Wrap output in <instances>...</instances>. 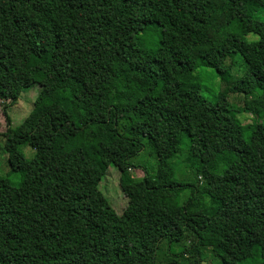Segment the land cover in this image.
<instances>
[{
	"label": "trees",
	"instance_id": "trees-1",
	"mask_svg": "<svg viewBox=\"0 0 264 264\" xmlns=\"http://www.w3.org/2000/svg\"><path fill=\"white\" fill-rule=\"evenodd\" d=\"M34 85L7 117L0 264H264V0H0V101Z\"/></svg>",
	"mask_w": 264,
	"mask_h": 264
},
{
	"label": "rangeland",
	"instance_id": "rangeland-1",
	"mask_svg": "<svg viewBox=\"0 0 264 264\" xmlns=\"http://www.w3.org/2000/svg\"><path fill=\"white\" fill-rule=\"evenodd\" d=\"M252 37L250 36L249 39ZM201 76L204 79L203 84V94L208 99H213L217 93L220 92L221 86L219 79L215 77L214 73L211 70H199ZM40 87L34 85L30 90H27L22 93L20 99L12 106L7 105L5 102L0 101V177L8 178L12 183H18L19 175L12 174L10 175L11 168L8 162V156L5 151V141L6 137L4 134L8 130V121L7 117L10 119L12 127L19 126L25 118L30 114L33 109L34 102L38 97ZM235 99H233L234 101ZM5 105L9 106L6 112L4 113ZM240 107L242 103L240 102ZM240 121L243 124H249L252 121V116L248 113H242L239 115ZM23 152L26 155L28 160H31L34 157V153L30 147H23ZM135 165H142L148 169L149 173L156 171V161L149 155L147 152L142 153L140 156L136 157L133 160ZM176 178L180 182H191L193 181L194 174L191 171V166L186 162V155L181 154L174 162ZM129 176L132 180L139 181L143 178L144 174L140 169H130ZM122 176L115 167H110L108 173L103 180L100 188L106 197L110 200L113 208L118 214H122L126 205L127 200L124 197L121 188L120 180ZM191 191L187 190L182 194L181 202H184L190 196ZM164 254V253H163ZM162 254V259L166 263L169 261V258L166 254ZM214 262H211V264Z\"/></svg>",
	"mask_w": 264,
	"mask_h": 264
}]
</instances>
